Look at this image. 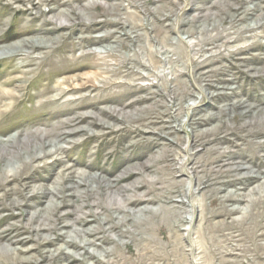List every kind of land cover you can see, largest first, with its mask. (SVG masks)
Here are the masks:
<instances>
[{
	"label": "rangeland",
	"instance_id": "obj_1",
	"mask_svg": "<svg viewBox=\"0 0 264 264\" xmlns=\"http://www.w3.org/2000/svg\"><path fill=\"white\" fill-rule=\"evenodd\" d=\"M33 39L0 264H264V0H0V50Z\"/></svg>",
	"mask_w": 264,
	"mask_h": 264
},
{
	"label": "bare ground",
	"instance_id": "obj_2",
	"mask_svg": "<svg viewBox=\"0 0 264 264\" xmlns=\"http://www.w3.org/2000/svg\"><path fill=\"white\" fill-rule=\"evenodd\" d=\"M43 44L42 41L40 40H24L21 42H18L8 48L2 49L0 50V58L2 57H7L6 54L10 55V54H15V52L21 51V50H26L24 52H28L27 50H32L35 49L38 46H41ZM6 55V56H4ZM30 58V57H29ZM27 58V59H29ZM27 74V72L23 73V75L25 76ZM57 87L61 88L63 83L62 82H57ZM17 98H21V96L17 95L14 90L13 91H9V90H3L2 88H0V103L1 101H8L10 103H5V106L8 105L9 107L12 106L14 104V102L16 101Z\"/></svg>",
	"mask_w": 264,
	"mask_h": 264
}]
</instances>
